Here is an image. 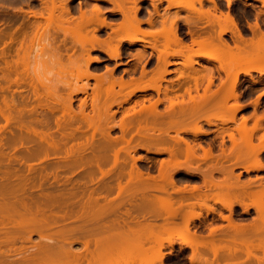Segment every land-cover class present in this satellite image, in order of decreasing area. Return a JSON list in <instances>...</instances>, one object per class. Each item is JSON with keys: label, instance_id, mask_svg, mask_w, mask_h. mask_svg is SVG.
<instances>
[{"label": "bare ground", "instance_id": "bare-ground-1", "mask_svg": "<svg viewBox=\"0 0 264 264\" xmlns=\"http://www.w3.org/2000/svg\"><path fill=\"white\" fill-rule=\"evenodd\" d=\"M40 1V12L18 11L34 22L0 30V65L5 62L10 74L18 77L22 75L19 63L24 62L8 61L9 56L31 62L30 55L35 53L31 57L35 66L71 64L77 71V82H71L72 90L67 86L69 102L61 108L52 107L39 101V87L36 91L32 76H26L30 75L28 70L23 77H29L34 85L28 82L35 87L37 94L31 93L39 99L38 104H0V122H5L0 125V170L7 169L0 176V264H165L164 251L172 255L176 247L179 252L190 250V264H264V177L241 182L242 173L235 174L240 167L248 175L264 171V135L254 144L255 136L264 130V114L258 115L264 93L252 104V116L239 117L245 109L239 92L241 75L250 77L254 85L264 80L253 77L254 72L264 76L263 53L249 57L251 45L257 49L264 46L259 24H249L254 38L248 42L235 16L221 11L217 0H165L167 10H188L195 16L160 15L155 4V14L147 21L139 14L138 0H134V7H128L127 0H105L115 5L113 17L121 16L118 23L108 19L98 4L75 17L72 0ZM205 1L212 9H204ZM225 1L228 7L233 2ZM258 1L264 5V0ZM158 18L161 29L157 28ZM205 18L220 27L219 35L202 38L191 30L192 43H185L180 23L191 28ZM144 23L149 30L143 28ZM258 30L261 36L255 41ZM228 32L242 43L229 45L223 39ZM217 37L220 44L214 41ZM16 43L19 46L11 55ZM210 48L227 56L224 60H232L231 65L220 66L218 71L225 76H219L217 90L212 89L216 80L213 69L199 75L205 68L195 67L203 59L218 60L220 54L216 58V52L215 57L204 53ZM177 59L183 60L180 67L170 69L179 64ZM105 62L114 67L106 65L104 73H97ZM183 68L189 73H183ZM179 71L176 80L168 78ZM92 80L96 81L94 86ZM11 81L17 87L25 84L19 77ZM3 87L0 80L1 92ZM77 99L79 111L73 109ZM126 104L132 106L125 109ZM89 106L91 112L87 113ZM120 112L122 118L117 121ZM115 131L120 134L114 136ZM76 138H85L86 143ZM186 138L213 139L205 148ZM219 138L220 156L214 154ZM225 138L233 144L229 152L223 149ZM14 141L15 151L4 152L10 144L16 145ZM70 141L79 143L77 148L73 143L70 146ZM140 150L154 157H136ZM163 155L168 158H158ZM42 163L46 165H38ZM79 171H83L81 179H74ZM179 174L201 183L192 188L177 187ZM216 174L222 175L224 184L216 182ZM68 185L72 189L68 190ZM237 207L242 216H250L253 210L257 216L249 223L238 222L243 219L235 215ZM209 215L213 217L209 219ZM219 221L227 225H211ZM157 228L168 236L152 237L155 245L145 248L150 238L138 233L147 230L152 234ZM34 235L41 241L17 247L18 242H31ZM76 244H82L84 250L74 249Z\"/></svg>", "mask_w": 264, "mask_h": 264}, {"label": "rangeland", "instance_id": "rangeland-1", "mask_svg": "<svg viewBox=\"0 0 264 264\" xmlns=\"http://www.w3.org/2000/svg\"><path fill=\"white\" fill-rule=\"evenodd\" d=\"M78 1L79 0H72L70 2V5L71 6H76V4H77ZM83 1H86V0H83ZM28 3H29V0H0V16H1V14H3V13L6 12V18H10V16H14L15 13L18 10H20V9H22L24 12H27V13H29L31 11L40 12L43 9V7L41 8L40 3L38 1H36L35 3H32L31 6H28L27 5ZM217 3L219 5L221 11H223L224 13H227V12L230 11V13L235 16V18L237 19V21L239 23V27H240V29H241V31L243 33V36L248 39V42H250V39L254 38L253 32L249 29V24L254 25V24L258 23L259 26H260V30L264 33V5H263V2L262 1H258V0L257 1L256 0H233V2H232V4H231L230 7H228V4H227V2L225 0H217ZM94 4L102 5L104 7V9L112 8V6L109 5V4H104L103 2H100L99 3V2L92 1V0L87 4V7L91 8ZM167 5L168 4L166 2H164L163 6H162V9L163 10L166 9ZM196 6H197V8H199L198 5H196ZM211 7H212V5L210 3H208V2L205 1L204 9H209ZM166 12H168L170 14H173V15L179 13V16L182 19H186V18L193 19V17L195 16V14L192 13L191 11H188V10L178 11L175 8L174 9L172 8L170 10H167ZM73 15L75 17H79L80 16L79 12H73ZM104 15L108 18V15H106V14H104ZM108 19H110V18H108ZM26 21H28V22L29 21H33L34 22V19L33 18H29L28 15L21 14V16H19V20L17 21V26H19V24H21L22 22H26ZM116 21L117 22L118 21L120 22L121 20L120 19L119 20H115V22ZM4 22L5 21H3V19H0V30L3 27H5V24H2ZM28 22H26V23H28ZM197 22H198L197 23V26L194 27L193 29H196L197 33L199 35H201L202 38L208 37L211 33L213 35H215V36H218L219 35L220 27L217 24H215L213 22L212 23L208 22V19H206V18L203 19V20H201V21H197ZM182 23L183 22H181L180 25ZM144 27L147 30L150 29L146 25ZM182 27H183V31L187 32L186 27H189V26L185 24V26L183 25ZM159 29H161V28L159 27ZM260 30H258V34L259 35L256 36L255 41H257L258 38L261 36ZM180 33H181V30H180ZM196 37H198V35L195 36V38ZM21 39H22V36H20V40ZM223 39L227 43H229V45H231L232 47H235V43H237V42L239 44L242 43V40L239 37L235 36L232 32H228V33L224 34L223 35ZM214 41H215V43L220 44V40H219L218 37ZM186 42L189 43L190 40H186ZM1 45L2 44H0V46ZM18 46H19V43H16V44L12 45V50L10 51L11 55H14V53H12V52L16 48H18ZM2 47H3V45L1 46V48ZM263 47L264 46H262V47L259 46L258 49H257V47L251 45L250 46L251 51H249L250 52L249 53V57L250 58H252V57L253 58H256L257 57L256 54L261 53V52L263 53L262 55H264V48ZM194 49L197 50L198 47H195ZM6 52L9 53V49L8 48L6 49ZM209 52H211V53L216 52L217 53V51L213 50V48H210L209 51L207 50L204 53L210 54ZM216 53L215 54L213 53L212 55L215 57L218 54L216 56V58H217L219 56V54H220V56L218 57V60L217 61H209L207 59H203V60H200L199 64H196V66H195L196 68H199V69L201 67L202 68H205V70L199 71V75L209 74L210 73V69H213V73L216 76L215 85L212 86V89L213 90H217L220 87L219 76L220 75L222 77L225 76V73L224 72H222V71L219 72L218 71L219 68H220V66L221 65H223V66H229L232 63V60H228V59L227 60H224L227 56H225V55L223 56L219 52L217 54ZM33 54L35 55V53H33ZM33 54L30 55V59H31L30 61L31 62L27 61L26 60L27 58H25V57H24V59L23 58H18L16 56H14V57H10L9 56V58H8V61L11 60V59H14V61H16V59H17V60H20V62L22 60H23L22 62H24L23 64L22 63H19L20 64L19 67L20 66L22 67V68H19V71L22 74L20 76L22 78H20L19 75H18V77H19L20 81H23V83H25L24 86H22L23 84H21L20 87L19 86L17 87V85L11 84L12 83L11 80L15 81V78L17 79L18 77L14 76V74H10L11 72H9V70H7V68H6L7 67L6 63L5 62L2 63V61H1V63H2L1 65L2 66L1 65L0 66H1V69H2L3 72L1 71L0 74H2V73L3 74L0 75V78H1L0 80H1V85H4L5 86V87H3L4 90H2V92L0 91V104H2L3 107H5L6 105H15L16 106V105H19V104H20L19 106L22 107V106H26L30 102H31L30 104L33 105L35 103L38 104L37 102L41 101V102H44L43 104H45V105H50L52 107L61 108L60 107L61 105L67 104V101L70 100L71 91L69 89H70V87H71V90L73 89V87H72L73 84L72 85H70V84H71V82L74 83V81H75V83H74V85H75L76 82H77V78L76 77H77L78 74H77V71L75 70V68L72 67V69H71L70 66H72V65L71 64H68V62H61V63H63V64H61V66L63 65L62 66L63 69H64V67H67L68 70L67 69L66 70H63L58 63H57L58 66H56V63L55 62H54L55 63L54 65H52L53 64L52 63V64H49L46 67L41 66L40 63H38L39 65H36L35 66V63L33 61L34 59L32 60V58H34V55ZM92 55L94 57H101L103 59H106V56L103 55V54H100V53L99 54L98 53H93ZM221 56L223 57V59H222ZM6 60H7V58H6ZM177 62L179 64H177V66H174V67H172L170 69L179 68L180 67V63L183 62V60L182 59H177ZM27 63H29V64H27ZM64 63H65V65H64ZM26 64H27V67H28L27 70H25L26 69V66H25ZM106 65H109L110 67H114V64L113 63L112 64H109V63L105 62V63L102 64L103 69H101L97 73H99V74L104 73L105 72V68L104 67ZM24 66H25V68H24ZM23 68H24V70H23ZM28 70L30 71V75H26V76H30V77L32 76L30 79L31 80L33 79L32 80L33 84H34V82H35V85L37 84L36 85V88H37V86L39 87V90L37 88L36 91L38 90V93H40V95L37 94V92L34 90L35 87H31L30 84H32V82L30 83L31 80L29 81V79H28L29 77H27L28 81H27V79H24V77H23V76H25V74H23V73H26V71L28 73L29 72ZM183 73L187 74L189 72H188V70H185L184 69L183 70ZM118 75H119V73H117L115 77H118ZM26 76H25V78H26ZM137 76H138V74H137ZM179 76H180V71H179V73L173 74L171 76V78L176 79ZM261 76L264 78V76L261 75L259 72H254L253 73V77L254 78H259ZM168 78H170V76ZM126 79H128V78L126 77ZM6 80H9V83ZM28 82L30 83L29 84L30 86L28 85ZM26 83H27V85H26ZM90 83L94 86L96 84V81L95 80H92ZM9 84H11V85H9ZM68 84H69L70 87L67 88ZM8 85H9V89L7 87ZM49 85L50 86L52 85L54 89L53 88L50 89V86ZM80 85H81V83H80ZM205 86H206V82L203 84L202 88L200 89V92H199L200 94L203 93ZM27 87H28V89H27ZM29 87H31V89ZM48 90L50 91V93H49ZM117 90H118V87H117ZM183 90H184V87H183V89L181 91L179 90V93H183ZM32 91H33V94H34V92L37 94V97H39V99L41 97L42 98L39 100L37 97H34V95L32 96V93H31ZM239 92L242 93L241 103L247 106V109L245 111L241 112V114L239 116L241 118L242 115L248 116V115H251L252 114V112H253V106H252V104L254 103V101L257 100V97L260 94L264 93V80L262 82H260L259 84L254 85V84H252L250 77L241 75V77H240V85H239ZM90 93H92V91ZM150 93H153V92L151 91ZM193 93L195 94V92H193ZM52 94L54 96H52ZM24 95L25 96L28 95V96L24 97ZM29 97L31 99H32V97H34L33 100H32L33 102L29 100ZM83 97H84L83 95L82 96L81 95L79 96V98H83ZM35 98H36V100H35ZM25 99H27L28 101L25 100ZM180 100H182V98H180ZM186 100H188V98H186ZM21 104H23V105H21ZM230 104H233V101H231ZM79 106H80V101L77 99L76 101L73 102V109L75 111H79ZM131 106L132 105H128V104L124 105L125 109L126 108H130ZM163 108H164V106H161V109H163ZM116 110H117V107H113V111H116ZM121 111H123V110L121 109ZM90 112H91V107L89 106L88 109H87V113H90ZM259 113H260V115L264 114V95L262 96V98L260 100V111H259ZM121 114H122L121 112L118 114V116H117V119L118 120L117 121H119L122 118V115ZM96 120H98V119L96 118L95 121ZM254 120H255V118H253V120L250 121V124H249L250 126L253 125ZM214 121L217 122V123H220V120H214ZM4 124H5V122L2 120L0 122V125H4ZM119 134L120 133L118 131L113 132V135L114 136H118ZM263 135H264V130H262L259 134H257V136H255V138H254V144H259V138L262 137ZM9 139L10 138H6L5 140H7L8 142H10L11 140L9 141ZM11 139H13V138H11ZM76 139H77L78 142L80 141V143L82 141H83L82 143H86L85 142L86 140L84 141L85 138H80V139L79 138H76ZM186 139H188L190 141H193L194 143H201L205 148H207L208 147V143H210L213 138H198V139H196V138H186ZM237 139L239 140V142H241L240 136H237ZM215 141L216 142L214 144V147H215L214 148V154L220 156V154H222V150H221V146H220L221 139L219 138V139H216ZM70 142H69V144H71L70 146H72L73 144L77 143V142H73V141H70ZM12 144H10L8 146V148L10 147L9 150H8V148H5L4 149V152H6V151L7 152H11V153L14 152L15 151L14 150L15 149L14 147L17 146V143H15V141H14V144H16V145H13V147H12ZM18 144H20L19 141H18ZM78 144H75L74 147L77 148L76 145H78ZM81 145H80V147L83 146V145L82 146ZM232 147H233V144H232V141L230 140V138H225V144L223 146V149L224 150H227L229 152V150ZM19 149H22L21 151H24V149L22 147L19 148ZM203 154H204L203 150L199 149L198 155L199 156H202ZM136 157H154V155L147 154L145 151L140 150L136 154ZM263 157H264V154H263ZM158 158L159 159H167L168 156L167 155H163V156H158ZM139 164H141V163H139ZM38 165L45 166L46 164L42 163V164H38ZM208 165H210V162L208 163ZM202 166L206 168V165L205 164H203ZM105 169H109V167L108 168H105ZM12 170L13 169H11L9 171L10 172H15L14 170L13 171ZM6 171H7V169H1L0 170V176L3 175V173L6 172ZM82 173H83V171H79L74 176V179H79L80 180L81 179L80 178V175ZM153 174L154 175H157L158 173L157 172H154ZM235 174L236 175L241 174V178H240L241 182H247L249 179H255L257 176L264 177V171L263 172H260V173L255 172V173H251L250 175H248V174L243 173V168H241V167L240 168H237L235 170ZM216 177H217V179H216V182L217 183H220V184H224L225 183L222 180L223 177H222L221 174H216ZM176 179H177V187H184V186L187 185L190 188L192 185H198V184L201 183L200 181H197V179H189V178L185 177L184 174L177 175L176 176ZM123 182H125V181H123ZM67 187H68V190L72 189V185H68ZM38 192L39 191H37V193ZM210 205L211 206H214V203H211ZM223 214L225 216H228L229 215V212L224 210L223 211ZM204 215L206 216V214H204ZM235 215L246 218V219H243V221H241V220L238 221V222H242V223H249L250 221H252L254 219V217L257 216V214H256V212L254 210L251 211V214H250V215H252V218H250L251 216H249V217L242 216V210H241L240 207H237L236 208ZM212 217H213V215H209V219H211ZM211 225H213V226H226L227 225V222L226 221H223V222L222 221L213 222ZM204 233L205 234L208 233V230H205ZM138 234L140 236H142L143 238H145V237H149L150 238V240H148V241L146 240L145 241V244H144V247L145 248H149V247L155 245L154 239L152 240V237L158 236V237L166 238L168 236L166 233H164L162 231L161 228L155 229L154 232L152 233L153 236H152L151 232H149L147 230L141 231ZM40 241H41L40 237L38 235H34L32 237V241L31 242H29V243L28 242H26V243L25 242L24 243H19V244H17V247H21V246L29 247V246H32V245L40 242ZM74 249H77V250H80L81 251L82 249L84 250V247H83L82 244H76ZM90 249L91 250H94V246L91 245L90 246ZM175 250L176 251H175L174 257H173V259H174V263L173 264H190L189 263V257L191 255V252L190 251H188V252L182 251L179 254L178 253L179 248L176 247ZM164 252H168V250H165ZM258 255L260 257L263 256L262 253H259ZM171 259H172V257H171ZM84 264H87V263L84 262ZM133 264H143V263L136 262V263H133ZM166 264H170V263H167L166 262Z\"/></svg>", "mask_w": 264, "mask_h": 264}, {"label": "flooded vegetation", "instance_id": "flooded-vegetation-1", "mask_svg": "<svg viewBox=\"0 0 264 264\" xmlns=\"http://www.w3.org/2000/svg\"><path fill=\"white\" fill-rule=\"evenodd\" d=\"M36 1H38L40 3V6L41 8L43 7L42 5V2L40 0H29V3L27 4L28 6H31L32 3H35ZM91 0H86V1H83V0H79L76 4V6H72V10L73 12H79V14L81 13V11H91L93 9V6L91 8L87 7V4L90 2ZM119 1H123V0H119ZM97 2H103L104 4H109L112 6V8H108V9H104V7L102 5H99V8L103 11L104 14L108 15L110 19L112 20H121V16H118V17H113V13L115 12L116 10V7L115 5L113 4V2H109V1H105V0H100V1H97ZM134 0H127L126 1V5L128 7H134ZM164 2L167 3V1H163V2H160L159 0H156V1H153V0H138V5H139V14L141 15V18L143 21H147L149 18H150V15L151 14H155V4L158 5V11L160 13V15H163L166 10H167V7L166 9H162V6L164 4ZM207 2V1H206ZM168 4V3H167ZM205 5V4H204ZM209 9H212V8H209ZM205 10H208V9H205ZM19 11V10H18ZM18 11L15 13L14 16H10V18H6V12L1 14L0 16V19H3V21H5L4 23L2 24H5V27H3L2 29H5L6 27H12L13 29H16L18 26H17V21L19 20V16H21V14L19 15L18 14ZM32 12V11H31ZM36 12V11H35ZM29 17V16H28ZM119 22V21H118ZM117 21L115 23H118ZM148 26V24L144 23L143 24V28L145 29L144 26ZM185 26V23L183 22L181 25H180V28H181V36L182 38L184 39L185 43L187 44H191L192 43V39H193V36L190 34V31L194 30L196 31V29H193L194 27L196 26H192L191 28L190 27H186L187 29V32L183 31V27L182 26ZM149 27V26H148ZM160 27V19L158 18V26L157 28L159 29ZM150 28V27H149ZM147 30V29H146ZM195 38V36H194ZM186 40H190V42H186ZM151 52V50H149ZM171 78V76H170ZM173 79V78H171ZM177 79V78H176ZM174 79V80H176ZM176 86V85H175ZM177 88V87H176ZM244 105V104H243ZM253 106V105H252ZM247 109V106L245 105V109L243 111H245ZM242 111V112H243ZM260 111V105L258 107V115H260L259 113ZM254 113V106H253V112L251 115H248V116H252ZM243 116V115H242ZM245 116V115H244ZM246 174V173H245ZM259 177V176H257ZM256 177V178H257ZM255 178V179H256ZM252 218V215H250ZM249 217V216H247ZM255 218V217H254ZM241 219H246L245 217H241ZM21 242H18L17 244H19ZM83 251V249L81 250ZM176 251V250H175ZM190 251V250H189ZM169 252V251H168ZM168 252H165L167 254V257L165 258V264L166 262L167 263H170V264H173L174 263V253L172 255H170ZM188 252V251H186ZM178 253L180 254L179 250H178ZM182 254V253H181ZM191 256V255H190ZM172 257V259H171ZM190 258V257H189ZM190 263V261H189Z\"/></svg>", "mask_w": 264, "mask_h": 264}]
</instances>
